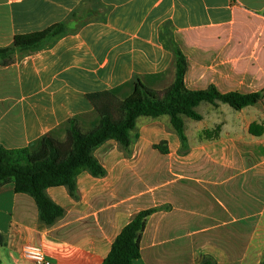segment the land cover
<instances>
[{
  "label": "crops",
  "instance_id": "0c3cea01",
  "mask_svg": "<svg viewBox=\"0 0 264 264\" xmlns=\"http://www.w3.org/2000/svg\"><path fill=\"white\" fill-rule=\"evenodd\" d=\"M96 5L107 10L104 17L79 24L82 14L91 15ZM1 16L8 17L6 30L15 34L23 32L22 18L30 33L47 34L61 23L69 30L46 41L40 51L21 46L46 34L0 45V146L9 149L28 147L68 129L72 119L78 123L80 116L97 114L101 102L96 97L103 94L122 104L134 93L135 79L162 97L176 78L174 54L162 39L168 22L189 61L190 89L215 86L222 94L264 90V0H0ZM209 106L196 122L207 121V136L215 135L181 157L188 162L189 180L205 184V194L182 195L165 187L159 203L148 206L149 193L123 195L126 179L113 175L123 176L126 169L109 171L100 160L107 175L87 174L105 183L81 185L85 172L78 178L77 198L66 187L47 190L65 209V215L47 227L35 200L15 193L11 184L0 188V234L5 237L1 264H32L22 256L26 243L41 245L53 264H103L124 227L150 208L159 211L148 219L142 256L135 264H201L214 254L215 244L224 241L227 246L231 239L237 246L223 252L231 260L217 264H261L264 99L241 111L223 103ZM253 124L260 136L251 134ZM232 182L239 191L236 208L228 201L216 202L219 191L228 195ZM135 198H141L137 208ZM4 199L9 200L8 210L3 209Z\"/></svg>",
  "mask_w": 264,
  "mask_h": 264
},
{
  "label": "trees",
  "instance_id": "16d2710c",
  "mask_svg": "<svg viewBox=\"0 0 264 264\" xmlns=\"http://www.w3.org/2000/svg\"><path fill=\"white\" fill-rule=\"evenodd\" d=\"M168 24L173 28L171 22ZM166 31V35L172 39L176 78L162 97L135 79L134 93L122 104L115 105L109 94L96 97V100L101 102V106L99 123L94 130L83 133L78 128L76 120H70L67 148L60 147L61 143L51 135L44 136L38 142V145H41V156H36L37 144L17 149L0 146V188L12 184L15 193L31 196L38 207L40 221L45 226H53L65 215V209L48 196L47 190L66 187L70 195L77 198L79 176L86 172L95 178L105 177L107 170L96 157L97 149L109 141H115L128 151L134 140L138 138L134 133L139 118L156 119L168 116L179 137L181 151L188 153L190 146L185 118L194 121L203 120V115L197 110L199 106L204 103L215 106L223 103L235 111H241L264 99V90L248 94L239 92L222 94L215 86L204 90L190 89L186 83L188 58L181 49L175 33L171 35L170 31ZM68 32L67 24L61 23L43 39L24 44L21 49L43 50L46 48V41L58 39ZM162 39H165L164 35ZM165 47L169 48L166 43ZM257 128V125H251L250 132L260 136L262 133L258 132ZM153 148L162 155L170 154L167 141H162ZM157 211L159 208H150L137 213L117 236L103 264H135L141 259V243L147 222ZM4 244L5 237L0 234V247ZM201 264L216 263L211 259H205ZM261 264H264V258Z\"/></svg>",
  "mask_w": 264,
  "mask_h": 264
},
{
  "label": "rangeland",
  "instance_id": "374dc122",
  "mask_svg": "<svg viewBox=\"0 0 264 264\" xmlns=\"http://www.w3.org/2000/svg\"><path fill=\"white\" fill-rule=\"evenodd\" d=\"M106 12L107 10L105 8L101 7L100 9H98L96 5V10L94 13L92 12L91 15L89 13L82 14V16L80 17L81 20H77V22L81 24L83 21L88 20L89 18L93 19L98 17H104ZM25 22H27V20H24V18H22L23 28L21 27L19 30H23V32L21 34H15L14 31L6 30L9 27L8 17L1 16L0 45H4L5 43H8V41H10L11 43H25L41 39L45 36L47 31L33 33L28 32L25 28ZM166 30L170 31L172 35V33L174 34V28H172L167 23L165 25L164 30V37L166 39L165 43L169 47L166 48L169 51H172V39L171 37L166 35ZM138 80L142 82L140 79ZM227 107L232 111H235L231 107ZM208 108H211V106H209V104L207 103H204L203 105H201L198 111L202 114H206ZM98 115L100 116V112H97V114L95 113L94 115L86 114L84 116H80L77 119L78 128L83 133H87L91 130H94L99 123L100 117ZM226 116L227 118H230V116ZM185 121L187 126V134L190 142V152L196 147L200 149V146H204L207 143V140L209 139L208 137L212 135L214 136L216 133L213 132L211 135L209 134L207 136V133L205 132L207 121L198 123L189 118H185ZM135 134L138 135V138L134 140V143L131 145L128 151L121 147L117 142L110 141L108 144L106 143L100 148H98L95 153L98 159L101 160L102 163L105 165L107 170L113 171L114 169L120 168L126 169V172H123V176H121L122 173L117 172H115L113 175L115 179H126V182L122 183L123 187L121 191H123V195L125 193H133L135 195L142 194L145 192L149 193L148 195L150 197V201H148L146 204L150 206L159 203L162 198L163 191H165V187H171L174 192H180L182 193V195H189V193L197 195L199 192V195H202L201 193L205 194V184L197 185L195 182L189 180L188 178L187 174H189V172L185 170L188 166V162L181 158L185 156L184 154L186 153H183V151H181V143L179 137L174 131L168 116H163L156 119L148 117L139 118L134 136ZM51 137L61 143L60 147L67 148L69 146L68 129H65V127L62 129H58L55 133L51 135ZM162 141H167L170 150L169 155H162L158 150H155L153 148L154 145L160 144ZM38 142L39 141L35 143L37 144L36 156H41V145H38ZM263 152L264 148L262 150V154ZM89 182L105 183L101 180H95L94 178L90 177L87 173L81 176V185L85 186ZM164 184L167 185L164 186ZM9 185L11 184H7L4 187ZM221 192L222 191H219V193H217L218 200H216V202H218V204H221L219 202L225 203L228 201L230 203L229 206L231 208H236V205L234 203H237L239 197L237 182H232L229 184L228 195L226 192H224V195ZM207 198L212 201L209 197ZM202 200L205 202L208 201L206 197H204V199ZM140 202L141 198L134 199L135 208H137ZM2 206L4 210H8L10 207L9 200L4 199ZM204 224L205 223L203 222L199 223V225ZM184 234L185 232L183 231V233L181 234L183 240H181V242H185ZM236 243L237 240L231 239L229 240V244H227V246L229 248L236 247ZM227 246L226 242L224 241L222 244H215L213 246L214 254L206 255L203 260L211 259L216 264L218 263V261L221 262L225 259L231 260L230 256L223 254ZM136 264H143V262L139 261Z\"/></svg>",
  "mask_w": 264,
  "mask_h": 264
},
{
  "label": "built area",
  "instance_id": "2783aa9c",
  "mask_svg": "<svg viewBox=\"0 0 264 264\" xmlns=\"http://www.w3.org/2000/svg\"><path fill=\"white\" fill-rule=\"evenodd\" d=\"M22 256L32 264H53V259L38 244L26 243L22 247Z\"/></svg>",
  "mask_w": 264,
  "mask_h": 264
}]
</instances>
